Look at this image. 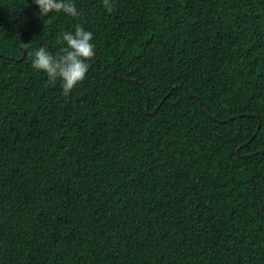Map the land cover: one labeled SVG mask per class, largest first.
<instances>
[{
	"label": "trees",
	"instance_id": "obj_1",
	"mask_svg": "<svg viewBox=\"0 0 264 264\" xmlns=\"http://www.w3.org/2000/svg\"><path fill=\"white\" fill-rule=\"evenodd\" d=\"M73 2L0 0V264H264V0Z\"/></svg>",
	"mask_w": 264,
	"mask_h": 264
},
{
	"label": "clouds",
	"instance_id": "obj_2",
	"mask_svg": "<svg viewBox=\"0 0 264 264\" xmlns=\"http://www.w3.org/2000/svg\"><path fill=\"white\" fill-rule=\"evenodd\" d=\"M37 6L35 15L43 22L45 17H51L50 12H63L66 15L77 16L78 10L73 0H33ZM105 7L111 8L110 0H103ZM93 33L80 25H75L72 31L57 33V42H62L61 54L56 55L45 47L34 50L31 66L34 70L43 71L50 81L60 79L65 92L70 91L77 82L84 79L88 64L86 59L94 56L95 45Z\"/></svg>",
	"mask_w": 264,
	"mask_h": 264
},
{
	"label": "water",
	"instance_id": "obj_3",
	"mask_svg": "<svg viewBox=\"0 0 264 264\" xmlns=\"http://www.w3.org/2000/svg\"><path fill=\"white\" fill-rule=\"evenodd\" d=\"M25 53H26V47H25V45H24V43H23V57H22V59L20 60V61H22L23 59H24V57H25ZM144 91H145V93H146V90L144 89ZM203 101V100H202ZM149 100H148V98H147V107H146V110H148V107H149ZM203 104H204V106H205V109H206V111H207V113L209 114V112H208V109H207V107H206V104H205V101H203ZM155 113V111H153L151 114H154ZM210 115V114H209ZM211 116V115H210ZM231 119H233V118H230V120ZM259 127H260V125L258 126V128H257V130L259 129ZM255 135H256V133H255ZM251 156V155H250Z\"/></svg>",
	"mask_w": 264,
	"mask_h": 264
}]
</instances>
